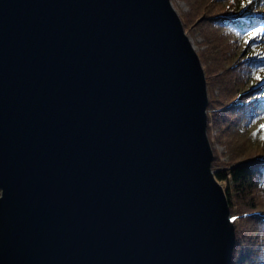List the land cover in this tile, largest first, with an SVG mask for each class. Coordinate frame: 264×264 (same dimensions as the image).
Returning a JSON list of instances; mask_svg holds the SVG:
<instances>
[{"label":"water","instance_id":"water-1","mask_svg":"<svg viewBox=\"0 0 264 264\" xmlns=\"http://www.w3.org/2000/svg\"><path fill=\"white\" fill-rule=\"evenodd\" d=\"M208 103L171 0H0V264H232Z\"/></svg>","mask_w":264,"mask_h":264},{"label":"trees","instance_id":"trees-1","mask_svg":"<svg viewBox=\"0 0 264 264\" xmlns=\"http://www.w3.org/2000/svg\"><path fill=\"white\" fill-rule=\"evenodd\" d=\"M205 2L212 4L202 17L201 27L212 32L207 39L214 42L213 34L233 37L235 46V55L227 59L232 66L214 68V77L207 79L218 88L208 103V135L216 129L219 138L235 136L256 147L254 152L231 153L230 164L218 167L220 157L214 152L213 172L224 188L236 228L232 264H264V31H258L264 29V0ZM253 32L257 34L250 35ZM217 53L211 61L219 65ZM234 73L239 84L229 86Z\"/></svg>","mask_w":264,"mask_h":264},{"label":"rangeland","instance_id":"rangeland-1","mask_svg":"<svg viewBox=\"0 0 264 264\" xmlns=\"http://www.w3.org/2000/svg\"><path fill=\"white\" fill-rule=\"evenodd\" d=\"M171 3L182 21L186 35L189 37L191 44L193 45L200 58L202 67L205 72L206 81L209 77H214L213 75L210 76L211 73L213 74L214 68H219L221 66L228 68L229 64L230 66H232L233 62H228L227 59L229 58L228 54H231L230 56L235 55V52H233L235 48L233 43L234 38L227 36L223 37L222 35H220L219 37H215V35L213 34L215 41L211 42L209 39H207V36L212 35L211 29H203V27H201L203 12L206 10V7H209L212 4L205 2V0H171ZM213 52H219V54H216V56L220 59L219 65H216L211 61V59H214L215 56V54L213 55ZM236 52L239 53L240 50L237 49ZM233 75L234 76L229 77V86L234 85V83L239 84L237 73H234ZM208 82L209 85L207 84V92L208 100H210V96L218 95V88H213L210 85V81ZM218 135L219 133L216 129L211 130L208 135L213 153L216 151V153L220 157L221 164L218 163L216 165L217 167L230 164V158H232L231 153L235 154V152L242 151H246L248 153L249 150H251V152H254V150L256 149V147H252L254 143L246 142L244 141V139L239 140L235 136H231L229 139L223 137L219 138Z\"/></svg>","mask_w":264,"mask_h":264},{"label":"snow or ice","instance_id":"snow-or-ice-1","mask_svg":"<svg viewBox=\"0 0 264 264\" xmlns=\"http://www.w3.org/2000/svg\"><path fill=\"white\" fill-rule=\"evenodd\" d=\"M246 3L250 4L252 3V0H246ZM258 31H264V29L258 30ZM256 32L251 33L250 35H256ZM257 79H261V77H257ZM262 129H264V125L261 126Z\"/></svg>","mask_w":264,"mask_h":264}]
</instances>
